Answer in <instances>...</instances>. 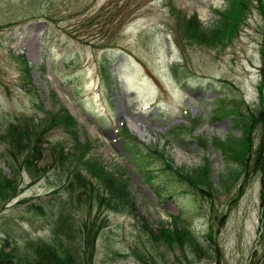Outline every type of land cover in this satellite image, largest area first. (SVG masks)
Wrapping results in <instances>:
<instances>
[{"label":"rangeland","instance_id":"374dc122","mask_svg":"<svg viewBox=\"0 0 264 264\" xmlns=\"http://www.w3.org/2000/svg\"><path fill=\"white\" fill-rule=\"evenodd\" d=\"M227 5L228 0H0V167L18 184L9 203L0 198V244L11 240V227L28 239L45 238L49 225L39 206L62 203L71 241L62 238L77 247V264H84L83 229L92 221L101 226L93 264H264L260 175L214 145L216 138L241 141L235 119L259 108L263 17L257 1L248 0L233 40L205 47L185 37L176 16L178 9L197 14L208 28ZM41 105L44 112L68 110L77 119L81 142H93L86 159L128 181L132 211L93 205L103 186L85 171V187L67 197L65 186H74L71 170L78 162L66 168L48 150L56 143L67 152L73 147L62 128L44 131L40 145L48 151L33 160L31 171L24 166L26 150L44 128ZM34 117L23 151L6 128ZM131 120L145 136L130 127ZM261 127L251 138L249 165ZM205 165L214 181L209 196L195 193L175 173ZM174 215L179 227L187 225L197 237L196 252L160 238ZM24 247L35 264L47 263Z\"/></svg>","mask_w":264,"mask_h":264},{"label":"trees","instance_id":"16d2710c","mask_svg":"<svg viewBox=\"0 0 264 264\" xmlns=\"http://www.w3.org/2000/svg\"><path fill=\"white\" fill-rule=\"evenodd\" d=\"M258 3L259 11L263 17L264 21V1L256 0ZM248 8V0H228L227 8L223 11H216L218 19L216 24L212 27H205L201 20L198 18L197 14L186 15L181 9L177 10V21L183 30L186 38L197 43L198 45L205 47H218L219 45H227L233 40V38L238 34L239 28L242 24V17L245 16ZM264 31V30H263ZM262 72H261V83L259 85L260 90V103L257 110H250L249 115L244 117L240 115V119H235L234 128H240L242 130V140L227 143V141L216 138L214 145L221 148V150L227 155L231 153V156H227L228 160H233L239 163L245 170L250 169L258 172L261 178V208L262 216L264 220V108H263V91H264V43L262 48ZM25 78L28 82L31 81L30 73L27 68L25 69ZM40 110L45 114L44 120L40 121L45 123L43 131L38 134L33 149L27 148V142H29L28 137V127L37 118L33 119L32 122L29 120H22L19 126L18 124L9 123L7 126V132L11 131L19 146L23 151L26 150V162L24 166L31 171L34 166L33 160H40L44 154L42 151H50L51 155L56 154L58 156V161H66V168H69L68 164L72 167L74 163L76 168L71 170L74 173L75 179L73 185L66 187L67 197L71 198L73 191L81 189L85 186H80V181H87L86 176H83L82 172L85 171L88 175L92 176L102 183L103 189H99L97 192L93 205H97L99 209L110 208L115 211H132L134 204L131 198L128 187L129 183L122 177L117 176L114 172H109L106 167L98 162L96 159H86L90 152L93 150V142L86 141L81 142L79 137L80 127L77 119L68 111L60 110L57 113L44 112L41 105ZM39 121V120H38ZM199 123V121H196ZM261 123V139L259 148L255 151V158L253 159V164L249 165L247 154H249L251 149V138L254 132L258 129ZM64 129V131L70 136L73 143V147L67 152L65 147L61 143H56L51 146L50 149H42L40 145L42 133L46 130L51 129ZM48 130V131H49ZM201 144L205 147L208 146L209 141L206 138L198 137ZM162 157H164L162 155ZM16 160V158L14 157ZM31 160V161H30ZM57 161V162H58ZM81 168H78V166ZM169 169L172 170L171 165H168ZM72 168V169H73ZM83 168V170H82ZM175 173L179 179L186 183L192 188L195 193L205 196L206 193L209 196L210 191L213 189L214 181L211 178V170L209 165H205L202 168L196 169L194 171L185 170H175ZM14 179H9L4 175L3 169L0 167V198L5 204L9 203L10 200L16 195L17 185ZM208 189V191L206 190ZM104 190V192H103ZM65 204H59L56 208V203L51 204L49 207L42 205L39 206L38 211L39 216H44V220L48 223L49 228L48 235L45 238L39 239H28L27 237L21 235V233L16 230L17 228L11 227V230L7 232L8 237L11 240L6 239L0 244V264H35L31 261L29 252L25 250L26 248H32L35 254H38L44 262V264H77L76 257L74 256L73 249L77 247L66 245L62 236L71 241V232L66 230L70 228L68 224L69 216L66 213L64 207ZM174 221L173 225L163 226L160 234V238L170 239V243L177 241L180 246L183 247L185 244H189L193 251L196 252L200 248V243L197 237L191 232L189 227L183 224L179 227L180 219L179 216H172ZM94 223H86L83 229L84 236L81 240V246L83 250L82 256L84 257V264H93L96 242L99 235V230L101 226ZM264 222V221H263ZM11 241V242H10ZM10 243V244H8ZM39 264H43L41 261Z\"/></svg>","mask_w":264,"mask_h":264},{"label":"bare ground","instance_id":"6f19581e","mask_svg":"<svg viewBox=\"0 0 264 264\" xmlns=\"http://www.w3.org/2000/svg\"><path fill=\"white\" fill-rule=\"evenodd\" d=\"M130 127L133 129V130H137L142 136H145L146 134V130H143V128L137 124L136 122L134 121H130Z\"/></svg>","mask_w":264,"mask_h":264}]
</instances>
